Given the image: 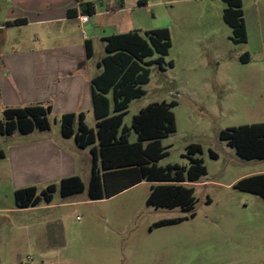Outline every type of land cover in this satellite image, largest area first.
<instances>
[{"label": "rangeland", "instance_id": "1", "mask_svg": "<svg viewBox=\"0 0 264 264\" xmlns=\"http://www.w3.org/2000/svg\"><path fill=\"white\" fill-rule=\"evenodd\" d=\"M138 1L124 0L127 16L140 31L169 29L173 46L165 59L175 66L149 67L145 94L130 103L123 123L129 127L132 115L148 103L176 100L177 129L164 140L169 154L159 165H185L186 147L202 146L197 155L207 173L192 185L195 216L152 226L188 213L147 206L146 182L95 200L86 187L67 198L57 190L50 203L19 208V184L8 172V159H0V264H264V201L232 186L240 175L264 173V159H243L219 139L223 129L264 121V16L252 20L245 11L247 40L236 43L223 21L222 0ZM254 6L246 0L245 9ZM48 120L54 135L59 121L51 114ZM87 124L94 126L93 115ZM135 138L130 130L129 140ZM23 141L18 132L13 139L0 135V149L8 154ZM34 185L38 194L47 186L42 180Z\"/></svg>", "mask_w": 264, "mask_h": 264}, {"label": "trees", "instance_id": "2", "mask_svg": "<svg viewBox=\"0 0 264 264\" xmlns=\"http://www.w3.org/2000/svg\"><path fill=\"white\" fill-rule=\"evenodd\" d=\"M223 1L226 5L222 17L232 30L233 41L246 42L241 0ZM139 4L145 5L146 0H139ZM82 6L88 14L95 11L93 2H86ZM17 21L22 23L24 20ZM104 41L107 54L100 63L103 70L91 81L96 89L92 97L96 129L88 127L82 112H68L60 117L62 135L73 137L78 147L90 149L92 166L87 184L89 198H109L142 181L160 182L151 186L146 204L155 208L179 207L188 215L160 219L152 226L175 224L188 217H194L193 188L185 186L182 182H195L199 177L206 175L207 170L202 158L196 156L202 152L201 145L191 143L186 147L185 153L181 155L187 159L185 165H157L161 158L168 155L161 139L176 129L171 109L177 102L171 100L150 103L135 114L130 126L137 135L134 142L128 141V128L123 125L128 103L145 94L142 85L149 81V67L157 64L160 70H164L163 57L171 47L168 28L144 30L143 34L137 30L115 34L105 37ZM88 47L86 41L87 57H90ZM155 53L157 56L152 58ZM240 58L243 59L242 55ZM166 65L172 67L173 63L168 61ZM108 93H111L112 109L109 99L105 96ZM49 111V106L42 105L4 108L0 120V135H10L14 131L29 133L34 129L46 130L49 128L46 117ZM219 139L226 141L243 159H264V121L223 129L219 132ZM208 153L211 158H218L213 150L209 149ZM1 157L3 152L0 150ZM232 186L240 191L257 194L264 201V173L243 177ZM58 188L60 195L65 197L82 192L84 184L79 176L73 175L62 178ZM55 190V184L46 186L39 194L34 186L17 188L14 190L16 205L19 208H27L36 206L41 201L49 203ZM206 201L210 203L209 199Z\"/></svg>", "mask_w": 264, "mask_h": 264}, {"label": "crops", "instance_id": "3", "mask_svg": "<svg viewBox=\"0 0 264 264\" xmlns=\"http://www.w3.org/2000/svg\"><path fill=\"white\" fill-rule=\"evenodd\" d=\"M260 1L253 0L255 6L245 9L246 0H241L246 34L248 25L245 11L249 12V18L252 20L257 15L264 16ZM86 2H93L95 7L93 14L84 11L82 4ZM137 3L140 5L139 1ZM126 11L124 0H0V118L3 109L7 107L42 105L50 107L46 115L47 120L51 114L55 123L59 121L58 130L54 135L50 134L52 126L49 120V128L46 130L34 129L29 133L14 131L6 135L13 139L18 132L24 138L23 142H15L11 145L8 154L0 149L3 152V157L0 159H8V172L19 184L15 185L14 189L36 187L35 182L41 180L48 186L73 175L79 176L84 188H87L92 166L90 149L80 148L73 137L62 135L60 117L68 112L76 114L82 112L87 124V116L93 115L94 126L87 125L96 129L92 104L96 89L91 81L103 70L100 63L107 54L104 38L136 30L143 34V31L134 27L133 20L129 15L127 16ZM83 15L87 16L85 22L80 21V16ZM17 20L24 21L21 23ZM169 35L171 47L168 54L163 57L164 70L161 71H165L166 67L175 66L173 59H165L173 46L170 31ZM86 41L91 52L90 57H87ZM97 49H101L98 57H96ZM156 56L155 53L152 58ZM245 56L246 53L242 54L243 58ZM168 61L173 63L172 67L165 66ZM105 96L109 99L112 109L111 93ZM133 100L128 103L126 114ZM147 105L140 107L137 113ZM130 126H126L128 141L134 142L137 140V135ZM130 130L135 134L134 141L129 140ZM36 131L38 134H35ZM175 131L161 139V144L167 151L169 145H164L163 142ZM165 157L161 158L157 165ZM97 164L99 166V162ZM245 175L248 174L240 175L235 182L243 176L246 177ZM24 182L26 183L23 185ZM145 182L149 185V192L152 185L160 183L142 181L136 185ZM195 182L185 181L182 184L192 187ZM57 190L59 191L58 185L54 193ZM73 195L75 194L63 198Z\"/></svg>", "mask_w": 264, "mask_h": 264}, {"label": "built area", "instance_id": "4", "mask_svg": "<svg viewBox=\"0 0 264 264\" xmlns=\"http://www.w3.org/2000/svg\"><path fill=\"white\" fill-rule=\"evenodd\" d=\"M87 20V16L83 15V16H80V21L81 22H85Z\"/></svg>", "mask_w": 264, "mask_h": 264}]
</instances>
